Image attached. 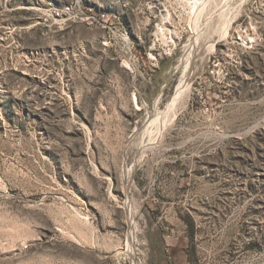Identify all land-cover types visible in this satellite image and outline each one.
Here are the masks:
<instances>
[{
	"label": "rangeland",
	"instance_id": "1",
	"mask_svg": "<svg viewBox=\"0 0 264 264\" xmlns=\"http://www.w3.org/2000/svg\"><path fill=\"white\" fill-rule=\"evenodd\" d=\"M0 264H264V0H0Z\"/></svg>",
	"mask_w": 264,
	"mask_h": 264
},
{
	"label": "bare ground",
	"instance_id": "2",
	"mask_svg": "<svg viewBox=\"0 0 264 264\" xmlns=\"http://www.w3.org/2000/svg\"><path fill=\"white\" fill-rule=\"evenodd\" d=\"M195 7H197V5ZM201 9H202V7H201ZM226 24H227V22H226ZM190 90H191V85L190 84L181 85L179 87V89H178L177 93L175 94V96L172 98V100L169 102V104L166 106V108L160 114L161 115V119H160L161 120V125L164 126V125H167V123L170 124V122H174L175 121L179 111L182 108L185 107V105H186V103L188 101V98H189V95H190Z\"/></svg>",
	"mask_w": 264,
	"mask_h": 264
},
{
	"label": "trees",
	"instance_id": "3",
	"mask_svg": "<svg viewBox=\"0 0 264 264\" xmlns=\"http://www.w3.org/2000/svg\"><path fill=\"white\" fill-rule=\"evenodd\" d=\"M150 246L152 248V251H154L157 247H159V250L163 253V250L165 249L164 248L165 241L163 240L162 236H159L158 240L150 238ZM161 249H163V250H161Z\"/></svg>",
	"mask_w": 264,
	"mask_h": 264
}]
</instances>
